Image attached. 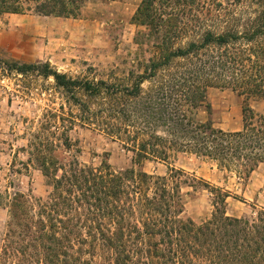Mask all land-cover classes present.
<instances>
[{
	"label": "trees",
	"instance_id": "obj_1",
	"mask_svg": "<svg viewBox=\"0 0 264 264\" xmlns=\"http://www.w3.org/2000/svg\"><path fill=\"white\" fill-rule=\"evenodd\" d=\"M178 1L142 0L132 22L142 29L135 42L148 56L122 74L91 68L72 77L49 63L0 62L4 73L53 79L63 98L30 143V162L50 192L13 197L0 264H264V208L230 217L228 200L236 196L197 178L189 185L181 170L156 177L109 164L95 168L76 157L63 163L58 155L61 148L71 153L70 134L81 126L118 141L138 165L191 154L240 179L264 166V112L246 106L235 132L199 118L212 114L213 89L264 101V0L239 13L213 0H206L214 3L209 8L198 0L177 8ZM88 2L0 0V20L78 19ZM198 185L210 189L214 207L200 224L185 217L183 193V186Z\"/></svg>",
	"mask_w": 264,
	"mask_h": 264
},
{
	"label": "rangeland",
	"instance_id": "obj_2",
	"mask_svg": "<svg viewBox=\"0 0 264 264\" xmlns=\"http://www.w3.org/2000/svg\"><path fill=\"white\" fill-rule=\"evenodd\" d=\"M141 2L90 0L78 19L34 14L6 16L0 20V62L20 66L49 63L59 73L72 77L85 75L91 68L101 76L112 72L122 74L148 56L147 51L141 50L135 42L142 29L132 22ZM198 2L205 8L214 7V3L206 0ZM211 2L232 7L239 13L253 7L257 0ZM185 3L179 0L177 8L185 6ZM1 70L0 245L6 233L8 206L13 197L23 193L32 198H46L50 192L43 173L30 162V143L47 110L59 109L63 103L53 79L33 74L22 76L16 72L9 74ZM209 101L212 114L202 111L200 120L211 121L215 128L226 132L242 129L246 106L256 113L264 112L263 100L247 101L230 90H210ZM70 136L75 147L71 153L64 148L59 150L63 163L76 157L81 164L95 168L109 164L116 172L135 169L156 177L167 176L171 169L181 170L189 176L190 180L186 181L189 185L192 179L197 178L236 196L237 199L228 200L227 215L230 217L249 218L264 208L263 165L245 179L221 171L216 163L191 154H176L169 163L148 161L138 165L134 163L133 154L118 141L97 130L77 126ZM78 149L80 154L76 152ZM183 193L186 218L197 224L211 218L214 207L210 189L202 185L195 189L183 186Z\"/></svg>",
	"mask_w": 264,
	"mask_h": 264
}]
</instances>
